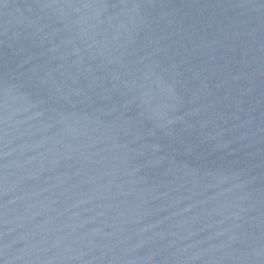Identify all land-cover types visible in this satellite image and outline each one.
<instances>
[{
	"label": "water",
	"instance_id": "obj_1",
	"mask_svg": "<svg viewBox=\"0 0 264 264\" xmlns=\"http://www.w3.org/2000/svg\"><path fill=\"white\" fill-rule=\"evenodd\" d=\"M0 264H264V0H0Z\"/></svg>",
	"mask_w": 264,
	"mask_h": 264
}]
</instances>
